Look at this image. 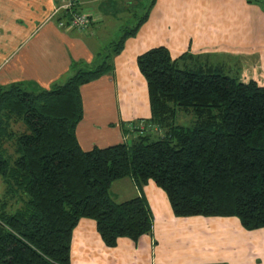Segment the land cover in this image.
<instances>
[{
    "label": "trees",
    "instance_id": "16d2710c",
    "mask_svg": "<svg viewBox=\"0 0 264 264\" xmlns=\"http://www.w3.org/2000/svg\"><path fill=\"white\" fill-rule=\"evenodd\" d=\"M64 84L38 93L23 84L0 87V264H69L79 221H96L109 247L151 233L153 215L139 196L119 202L111 188L129 178L154 182L178 217L239 218L264 227V86L185 67L165 47L141 55L152 117L125 126L133 139L86 151L77 138L84 117L81 88L113 72L112 56L148 19ZM76 5L74 12L78 11ZM142 3V1H141ZM90 15L89 31L97 22ZM62 19L70 23V13ZM178 114L195 117L177 124ZM184 115V116H185Z\"/></svg>",
    "mask_w": 264,
    "mask_h": 264
},
{
    "label": "crops",
    "instance_id": "0c3cea01",
    "mask_svg": "<svg viewBox=\"0 0 264 264\" xmlns=\"http://www.w3.org/2000/svg\"><path fill=\"white\" fill-rule=\"evenodd\" d=\"M79 2L78 11L96 17L89 31L58 25L61 15L52 14L59 0H0V87L23 84L38 93L64 84L110 49L127 26L120 12L136 7L142 13L149 6L141 0L130 7L121 0ZM159 47L173 59L184 56L185 67L264 86V0H155L148 19L112 56L113 72L81 88L84 117L77 138L84 150L129 141L135 136L125 126L151 119L138 59ZM111 192L119 202L146 199L151 233L109 247L96 221L83 218L73 232L69 264H264V227L249 230L236 217H178L154 182L140 189L125 178Z\"/></svg>",
    "mask_w": 264,
    "mask_h": 264
},
{
    "label": "rangeland",
    "instance_id": "374dc122",
    "mask_svg": "<svg viewBox=\"0 0 264 264\" xmlns=\"http://www.w3.org/2000/svg\"><path fill=\"white\" fill-rule=\"evenodd\" d=\"M121 1L125 5V7L126 6L127 7H130V2H131V4H134L137 0H133V1H130V0H121ZM128 1H130V2H128ZM141 1H142V3H143L144 6L149 5V0H141ZM134 9L135 10L129 12L127 10V8H125L124 9L125 12H120L119 15L117 14L118 17L120 18V20L123 19L124 22H125V25H127L130 29L134 26L133 24L136 25L137 22H138V19L132 21V19H134V17H135L134 15H136V17L137 16L140 17L139 14H136L137 8L135 7ZM140 9H142V8H140ZM126 18L128 19V21H125ZM124 22H123V24H124ZM126 31H127V28L125 26L124 27V30L120 33V36L113 41V44H115L116 42L120 41L121 37L126 33ZM184 115L178 114L177 119H176L177 124L185 125V126H190L192 124V122H194L195 117L193 115H190V116H186V115L184 116ZM115 194H117L118 196H120L119 195V191H116L115 190ZM7 198H8V196L6 195V187H5V184H4V182H3V180H2V178L0 176V199H3L4 200V199H7ZM127 200H129V199H127Z\"/></svg>",
    "mask_w": 264,
    "mask_h": 264
},
{
    "label": "built area",
    "instance_id": "2783aa9c",
    "mask_svg": "<svg viewBox=\"0 0 264 264\" xmlns=\"http://www.w3.org/2000/svg\"><path fill=\"white\" fill-rule=\"evenodd\" d=\"M78 4V0H59L58 5L55 7L52 16L58 17L63 13H70L71 19L68 23L66 19L59 21L58 25L60 27H71L81 31H85L91 22L90 15L87 13H75L74 9Z\"/></svg>",
    "mask_w": 264,
    "mask_h": 264
}]
</instances>
